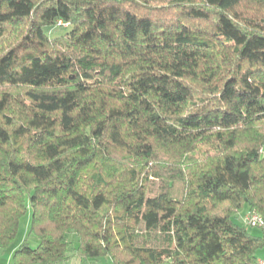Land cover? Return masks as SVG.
Instances as JSON below:
<instances>
[{"label": "trees", "instance_id": "1", "mask_svg": "<svg viewBox=\"0 0 264 264\" xmlns=\"http://www.w3.org/2000/svg\"><path fill=\"white\" fill-rule=\"evenodd\" d=\"M28 209L10 264H258L264 0H0V250Z\"/></svg>", "mask_w": 264, "mask_h": 264}, {"label": "rangeland", "instance_id": "2", "mask_svg": "<svg viewBox=\"0 0 264 264\" xmlns=\"http://www.w3.org/2000/svg\"><path fill=\"white\" fill-rule=\"evenodd\" d=\"M49 34H50L49 37L52 39V38L59 37V36L63 35L64 32L60 31V30H54V31H50ZM30 216H31L30 210L28 209L26 211L25 216L21 219V221L19 223L18 233H17L16 239H15L13 245L7 250H0L1 251L0 256L5 255L6 253L8 254V256H10V254L12 252H14L15 249H17L23 241H27V243L31 249H35L37 247V245H38L37 239L34 236L28 234L29 225H30ZM241 217L243 218V215ZM234 222L237 224L241 223V221L239 222V219H237V218L234 219ZM263 231H264V229H263ZM263 231L261 229H251L250 230V232L255 236H261ZM256 257L259 261L264 262V249L258 250L256 252ZM83 264H111V262H110L109 258H100L97 260H92V261H87V262L83 261Z\"/></svg>", "mask_w": 264, "mask_h": 264}, {"label": "built area", "instance_id": "3", "mask_svg": "<svg viewBox=\"0 0 264 264\" xmlns=\"http://www.w3.org/2000/svg\"><path fill=\"white\" fill-rule=\"evenodd\" d=\"M244 224L247 227L264 229V220L256 212L247 213L244 217ZM259 264H264V262H259Z\"/></svg>", "mask_w": 264, "mask_h": 264}, {"label": "crops", "instance_id": "4", "mask_svg": "<svg viewBox=\"0 0 264 264\" xmlns=\"http://www.w3.org/2000/svg\"><path fill=\"white\" fill-rule=\"evenodd\" d=\"M1 252V251H0ZM6 252V251H5ZM13 253V252H12ZM8 256V254L6 253L5 255L0 256V264H10L11 262V255ZM4 254V253H3ZM261 261H258V263ZM64 264H83V261L78 260V259H71L70 261H68L67 263Z\"/></svg>", "mask_w": 264, "mask_h": 264}]
</instances>
